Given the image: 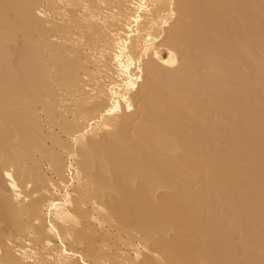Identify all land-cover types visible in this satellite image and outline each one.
Listing matches in <instances>:
<instances>
[{"label":"bare ground","instance_id":"1","mask_svg":"<svg viewBox=\"0 0 264 264\" xmlns=\"http://www.w3.org/2000/svg\"><path fill=\"white\" fill-rule=\"evenodd\" d=\"M0 264H264V0H0Z\"/></svg>","mask_w":264,"mask_h":264},{"label":"rangeland","instance_id":"2","mask_svg":"<svg viewBox=\"0 0 264 264\" xmlns=\"http://www.w3.org/2000/svg\"><path fill=\"white\" fill-rule=\"evenodd\" d=\"M165 57H167V52H164Z\"/></svg>","mask_w":264,"mask_h":264}]
</instances>
